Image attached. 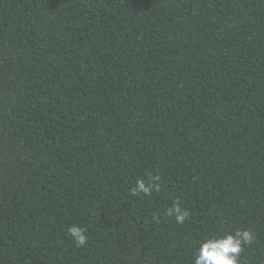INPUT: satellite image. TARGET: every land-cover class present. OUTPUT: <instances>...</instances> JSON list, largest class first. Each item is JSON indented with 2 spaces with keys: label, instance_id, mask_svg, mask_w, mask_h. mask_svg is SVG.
<instances>
[{
  "label": "trees",
  "instance_id": "trees-1",
  "mask_svg": "<svg viewBox=\"0 0 264 264\" xmlns=\"http://www.w3.org/2000/svg\"><path fill=\"white\" fill-rule=\"evenodd\" d=\"M237 229L264 264V0H0V264H194Z\"/></svg>",
  "mask_w": 264,
  "mask_h": 264
},
{
  "label": "clouds",
  "instance_id": "clouds-1",
  "mask_svg": "<svg viewBox=\"0 0 264 264\" xmlns=\"http://www.w3.org/2000/svg\"><path fill=\"white\" fill-rule=\"evenodd\" d=\"M160 180V176L151 173L146 178H137L130 189L131 195H151L154 191L159 192ZM166 215L174 217L178 224H183L191 213L176 200L167 208ZM67 233L78 247L88 243V229L81 224L70 225ZM255 238L256 233L252 229H237L235 232L207 237L199 244L194 264H240L239 258L244 246L251 244Z\"/></svg>",
  "mask_w": 264,
  "mask_h": 264
}]
</instances>
